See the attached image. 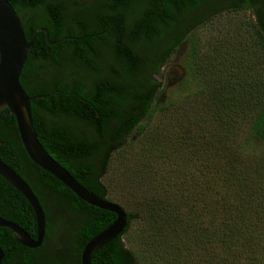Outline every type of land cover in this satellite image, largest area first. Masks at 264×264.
Instances as JSON below:
<instances>
[{
	"label": "trees",
	"instance_id": "obj_1",
	"mask_svg": "<svg viewBox=\"0 0 264 264\" xmlns=\"http://www.w3.org/2000/svg\"><path fill=\"white\" fill-rule=\"evenodd\" d=\"M218 1L148 0L142 7V19L133 24L135 18H130L127 74L118 71L103 79L97 77L93 91L86 90L84 81L69 77L77 75V68L83 76H90L87 59L63 63L50 54L59 46L47 47L38 37L33 41L27 62L45 64L39 72L61 70L66 63L75 69L65 79L55 73L46 77L43 72L32 87L19 79L27 96H44L30 102L33 128L42 147L66 149L73 160L86 153L84 141L74 145L60 125L46 122L49 116L52 120L71 118L72 129L81 126L89 131L93 126V133L108 141L107 168L98 171L95 178H90L84 168L68 171L81 186L108 200L109 190L102 179L111 154L119 153L122 142L132 134L138 141L150 134L159 137L153 138L147 153L152 167L157 164L159 168L152 173L163 181L162 188L157 191L149 181L151 186L143 189V182H134L132 176L128 183L122 182L121 192L130 189L133 202L127 204L125 229L97 250L90 264H137L138 260L143 264H264V71L260 68L264 64V0H230L223 8ZM241 10H250L255 19L245 26L243 38L258 48V68L234 64L222 75L200 74L206 68L202 55H212L219 46L209 44L205 48L195 28L202 30L215 16ZM23 31L29 41L33 33ZM184 40L189 43L187 65L200 90L192 98L161 104L157 98L160 84L153 75ZM141 50L144 53L140 54ZM154 118L159 120V129L152 128ZM7 133L17 135L13 117L3 109L0 142H5ZM15 149L4 143L0 155L11 159L14 155L16 162ZM6 165L14 167L15 163ZM35 168L51 193L68 198L72 211L79 208L85 215L78 232L81 252L115 215L87 205L48 173ZM181 211L191 216L189 220ZM34 227L32 220L30 229ZM66 243L63 237L59 245Z\"/></svg>",
	"mask_w": 264,
	"mask_h": 264
},
{
	"label": "flooded vegetation",
	"instance_id": "obj_2",
	"mask_svg": "<svg viewBox=\"0 0 264 264\" xmlns=\"http://www.w3.org/2000/svg\"><path fill=\"white\" fill-rule=\"evenodd\" d=\"M8 2L17 14L22 27L27 29L28 33H33L31 37L33 41L38 37L47 47L59 46L50 53L51 58L63 63L83 59L90 62V76H83L79 71L81 69L76 67L77 69L74 70L77 75L69 77L84 81L86 90L93 91L97 77L103 79L118 71L123 75L127 74L129 70L127 58L131 43L130 18L131 16L135 18L133 24L138 23L145 14L142 7L148 0H9ZM230 2L227 0L223 5L227 6ZM142 53L144 52L141 50L140 54ZM139 63L143 61L140 60ZM44 65L36 60L30 63L26 59L20 75L22 83L27 87L36 85L40 74L44 72L38 70ZM77 65L84 66L83 63ZM51 71L52 75L54 70ZM46 75L49 77L48 74ZM70 121L72 119L65 116L57 120H52L50 116L46 117L47 123L60 125L63 135L72 140L74 145L79 146L81 144L79 141H84V151L86 150L84 156L79 160H73L66 149L54 151L45 145V150L70 173L84 168L93 179L98 171L107 168L105 149L108 148V141H104L102 135L93 133V126H90L89 131H82L81 126H74L72 129ZM7 134L9 135L5 134L4 143L16 148L18 161L15 162L14 155L11 159L4 153L0 155L1 159L6 164L15 163L14 167L10 168L29 185L38 198L45 213V235L39 247L29 248L17 241L20 237L18 234L0 226V264H80L78 232L79 224L85 219V215L79 208L77 212L72 211L68 198L50 192L40 178L35 165L27 157L17 129V135ZM4 143L0 142V147L4 146ZM32 220L34 229H30ZM2 222L13 223L28 237L36 239L33 209L26 199L0 176V223ZM58 224H61L65 230L64 239L67 243L51 246L50 237ZM74 236L78 238L77 241L73 240Z\"/></svg>",
	"mask_w": 264,
	"mask_h": 264
},
{
	"label": "rangeland",
	"instance_id": "obj_3",
	"mask_svg": "<svg viewBox=\"0 0 264 264\" xmlns=\"http://www.w3.org/2000/svg\"><path fill=\"white\" fill-rule=\"evenodd\" d=\"M226 1L227 0H219L217 4L223 8V4ZM254 21V16L250 10H241L236 13L229 11L215 16L211 24L208 23L202 30L196 27L195 30L198 31L197 34L200 36V39H202L204 47L209 44L219 46L217 49L218 51H215L212 55L208 56L207 53L202 55L204 58L201 57L203 58L201 62L206 68H204L205 70L203 69L200 74L205 76L211 73L222 75L233 68L234 64L239 67L246 65L252 67L255 65V68H258V62L256 61L258 48H256L249 38H243V34L246 33L245 26L249 25V23L253 24ZM211 52L212 50H209V53ZM188 54L189 43L187 40H184L174 50L170 58L161 68L162 70L160 69L158 73L153 75V79L160 84L157 95L159 103L162 104L166 103L168 100L191 97L200 90L199 82L194 72L190 71L187 65ZM260 68L264 71V64L261 65ZM72 70H74V67L71 64H67L63 66V69L54 71V73L65 79L68 78L69 71ZM51 72L50 69L46 68L43 74H48L51 78L53 77ZM152 122V128L159 129V120L154 118ZM82 129L84 131V128ZM153 136H151V134L146 135L139 141L134 134L126 138L119 148L120 152H113L111 154L107 172L102 179V184L109 190L107 199L123 207L126 212L129 211L127 204L131 205L133 202L129 194L130 189L127 190L126 193H122L119 188L124 180L128 183L132 176L135 178V180H133L134 182H143V189H145L146 186H151L149 181L153 182V187L156 188L157 191L162 188L160 182L163 183V181H160L152 173L159 168L157 164L155 168L152 167V158H150V155H148L149 153H147L149 152L150 143L153 141V138L159 140L158 136ZM159 146H164L162 141ZM149 164H151V166L145 168V165L149 166ZM181 212L184 219L189 220L188 218L191 216H189L186 211ZM133 230L134 229H132V231ZM64 235L65 230L62 228L61 224H58L56 230L51 235L50 245L60 244ZM125 247L128 248L126 245ZM136 259L138 258L136 257ZM137 264L143 263L138 260Z\"/></svg>",
	"mask_w": 264,
	"mask_h": 264
},
{
	"label": "water",
	"instance_id": "obj_4",
	"mask_svg": "<svg viewBox=\"0 0 264 264\" xmlns=\"http://www.w3.org/2000/svg\"><path fill=\"white\" fill-rule=\"evenodd\" d=\"M33 38L27 41L21 22L6 0H0V111L7 109L13 117L20 143L30 161L60 182L79 200L89 206L115 215L114 221L93 236L83 247L80 264H90L91 256L117 238L125 229L127 213L120 205L102 199L85 189L72 175L57 163L42 147L34 131L30 102L44 96L29 97L22 89L20 75ZM0 176L30 204L36 221V239L28 237L13 223H0L20 237L17 241L29 248L39 247L45 235V213L29 185L0 160Z\"/></svg>",
	"mask_w": 264,
	"mask_h": 264
}]
</instances>
